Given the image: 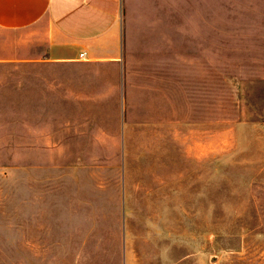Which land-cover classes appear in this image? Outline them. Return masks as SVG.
Masks as SVG:
<instances>
[{
    "label": "rangeland",
    "instance_id": "obj_1",
    "mask_svg": "<svg viewBox=\"0 0 264 264\" xmlns=\"http://www.w3.org/2000/svg\"><path fill=\"white\" fill-rule=\"evenodd\" d=\"M229 8L122 14L97 67L0 29V264H264V14Z\"/></svg>",
    "mask_w": 264,
    "mask_h": 264
},
{
    "label": "crops",
    "instance_id": "obj_2",
    "mask_svg": "<svg viewBox=\"0 0 264 264\" xmlns=\"http://www.w3.org/2000/svg\"><path fill=\"white\" fill-rule=\"evenodd\" d=\"M216 1L0 0V29L17 32V49L24 53L18 65L97 67L121 60L122 14H183L185 2L191 3L192 14H214ZM226 1L227 13L264 14V0ZM24 42L29 49L24 50Z\"/></svg>",
    "mask_w": 264,
    "mask_h": 264
},
{
    "label": "built area",
    "instance_id": "obj_3",
    "mask_svg": "<svg viewBox=\"0 0 264 264\" xmlns=\"http://www.w3.org/2000/svg\"><path fill=\"white\" fill-rule=\"evenodd\" d=\"M83 54H84V52H80V53H79V56H83Z\"/></svg>",
    "mask_w": 264,
    "mask_h": 264
}]
</instances>
